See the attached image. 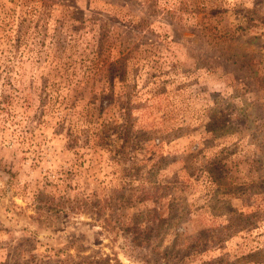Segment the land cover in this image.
Here are the masks:
<instances>
[{
	"label": "rangeland",
	"instance_id": "374dc122",
	"mask_svg": "<svg viewBox=\"0 0 264 264\" xmlns=\"http://www.w3.org/2000/svg\"><path fill=\"white\" fill-rule=\"evenodd\" d=\"M0 264H264V0H0Z\"/></svg>",
	"mask_w": 264,
	"mask_h": 264
}]
</instances>
